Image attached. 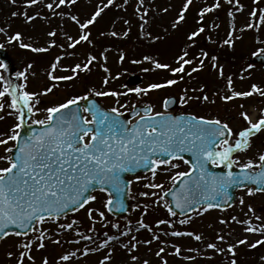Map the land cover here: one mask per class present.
<instances>
[{
	"label": "snow or ice",
	"instance_id": "obj_1",
	"mask_svg": "<svg viewBox=\"0 0 264 264\" xmlns=\"http://www.w3.org/2000/svg\"><path fill=\"white\" fill-rule=\"evenodd\" d=\"M224 2L230 6L226 38L213 40L212 32L220 25L215 21L206 22L207 14L223 6L221 0H213L212 3L203 0L195 24L185 33V43L174 58L176 67L148 55L143 57V61L150 62L154 69H166L174 76L183 73L189 79L210 60L211 67L218 70L219 78L226 80L225 88L213 94L216 99L209 97L206 86L185 88L178 98L163 99L164 111H156L152 102L142 106L131 105L128 114L132 119H128L121 108L129 106L121 104L120 96H127L130 92L138 97L146 96L153 90L176 85L179 80H183V75L179 80L170 78L124 92L89 88L86 94L67 96L59 103L43 109L39 107L40 97L52 93L56 85L45 86L41 92L28 91L29 75H35L29 72L33 63H28L24 70L16 73L17 80L22 83H16L11 78L4 81V77L0 76V81H4L0 100L5 96L10 97V103L0 102V111L4 110L7 103L11 109L8 115L14 116L16 120L7 132L0 133V147L3 148L0 154V242L7 243L11 237L16 238L12 242V250L6 251V257L12 264H36L34 249L44 250L49 242L59 247L65 243L76 246L58 253L56 264H79L81 259L87 260L98 254L100 258L96 264H113L117 245L126 253L120 264H151L148 259H141L137 252L141 245L148 246L151 251L154 242L158 245L154 255L160 264H168L165 259L167 255H174L190 264H195L198 259L212 261L215 256L223 257L222 264H239L237 250L240 246L250 249L264 247V218L259 216L255 217L260 221L258 224L253 223L251 218L230 217V221L240 225L244 233L257 236L254 241H250L248 235L243 238L236 236L234 229L228 232L221 229L214 238H206L201 232L176 227L177 224L189 225L196 217H202L210 210L223 212L232 207L229 202L234 200V196L229 189L239 188L247 196L264 194V151L258 150L255 155L247 156V159L239 155L247 154L253 148V138L264 133V108H246L241 102L239 128H233L230 120H222L218 116L187 112L174 114L170 110L171 105H187L193 100L214 105L217 100L229 103L243 101L253 95L264 98V86L257 83H252L245 90H237L232 76L225 77L224 67L217 63V55H210L205 48L199 49L198 56L190 51L202 36L210 43L226 45L235 50L234 41L238 39L235 35L236 14L243 13L245 5L240 0ZM123 3L127 5L129 0H123ZM253 3L256 4L257 0H253ZM41 4L52 16L66 18L77 26L75 35L67 31L64 33L66 47L73 50L68 55H75V49L81 43H92L90 26L98 22L106 9L120 7L116 0H107L106 3L100 0L93 11L82 19L79 15L64 11L65 8H73L77 0H24V8ZM193 4L194 0H183L176 9V15L169 24L173 31L186 23L187 13ZM173 7L168 5L160 11L167 14ZM135 12L143 34L146 26L150 25L152 7L146 6V0H137ZM19 14V11L12 13L13 16ZM40 15L39 11L33 15L23 12L26 22L34 21ZM248 16L250 19L240 29L241 32L245 28L254 31L264 28V8H253ZM125 23L129 21L125 20ZM4 32L0 28V33ZM45 34L51 38L46 47L24 43L23 33L19 31L9 35L7 42L18 43L21 49L33 53H45L52 47H65L57 44V31L48 30ZM128 34L125 31L123 36ZM110 35L118 37L120 34L112 31ZM148 36L152 38L150 32ZM258 43L264 41L258 40ZM3 48L4 45L0 44V49ZM257 51L261 53L258 59L264 60V48ZM62 59L57 55L50 65L47 72L49 81L77 79L80 72L90 71L97 57L89 53L83 64L76 63L63 69L71 71L73 75L56 76L54 73ZM104 59L107 60V56ZM119 59L123 62L125 55L121 54ZM133 63L140 61L134 60ZM0 66L8 67L3 61H0ZM185 66H191L190 71ZM151 70L143 69L145 72ZM103 71L109 74L103 79V84L107 86L110 69L104 67ZM111 78L116 79L118 76ZM190 91L199 92L200 95H189ZM109 96L117 98L116 107L105 108L98 100L91 98ZM40 112L46 113L43 119L39 118ZM3 118L0 116V119ZM184 153L190 154V160L184 159ZM176 161H183L188 165V170L176 171L179 168ZM212 168L221 171H212ZM140 169L149 171L150 178H142L138 173ZM161 173L171 181L167 189L164 183L157 182ZM128 176L133 178L129 179ZM142 179L145 181L142 187L147 190L133 192L134 184L141 183ZM96 193L103 194L104 199L101 200ZM169 196L171 200L166 199ZM141 198H144L143 202ZM129 200L135 201L134 206L128 203ZM239 204H245L243 195L239 197ZM153 207H163L169 218L157 219L155 226L147 223L145 217ZM136 210H140V215L135 223L127 216L123 217V223L119 219H108L113 213L124 214ZM248 210L254 211L251 205H248ZM81 212L86 215L87 224L79 215ZM178 215L182 218L173 219ZM219 223L229 224V220L221 218ZM46 225H54V228ZM141 231L148 232L151 238L140 240L138 234ZM162 237H187L196 241L197 246L185 248ZM169 248L172 249L171 253L167 251ZM185 252L188 255H184ZM259 259L264 261V255ZM41 264H50L47 255L42 257Z\"/></svg>",
	"mask_w": 264,
	"mask_h": 264
},
{
	"label": "rangeland",
	"instance_id": "obj_2",
	"mask_svg": "<svg viewBox=\"0 0 264 264\" xmlns=\"http://www.w3.org/2000/svg\"><path fill=\"white\" fill-rule=\"evenodd\" d=\"M21 0H17L15 3H13L12 0H0V28H3L5 30L4 33H0V44L4 45V49L7 51V55L12 59L13 66L15 68V78H16V73L19 71L24 70V64H26L28 61L33 62V68L29 70V72H34L35 75H29V79L27 81L28 84V91L31 92H41L45 86L51 87L52 85H56L54 88L53 92L48 94V95H43L40 97L41 104L39 107L43 109L44 107L51 106L54 103H59L62 101L65 97L67 96H72V95H79V94H86V89L89 88H95L98 91H105V90H116L119 92H124L129 90L130 88L134 87H146L151 81L153 80H162L165 81L170 78H175L178 80V77L176 74L175 76L167 77V76H162L161 78L157 77V75H149L147 74L148 72L143 71V69L148 68L152 69L150 72L154 74L153 72H158V75L165 74L167 75L168 73L170 74V71L165 70L161 71L158 69H154L153 65L150 62H145L143 61V57L147 54L144 49H142L137 43H145L147 47H150L149 53L150 55H157L155 59H158L160 62L165 63L167 61H170L172 64L175 62V57L179 53V41L176 40V38H181L182 32L184 28H187L189 24V17L187 15V21L186 23L183 24V27H180L178 30L173 31L170 27L169 24L172 20V18L176 15V9L180 7L182 4L183 0H146V6H151L152 7V12L149 16L150 19V25L146 26L145 31L143 34H141L140 31V20L135 12V8L137 5V0H129V4L124 5L123 0H116V3L120 7H113L111 11V16H110V24L118 26L121 34L119 37H116L118 42H114L112 45L107 46H100V45H94V38H95V30L94 26L98 23V26H104V15L105 12L102 14V16L98 19V22L94 26L91 27V32L93 36L91 35V44L88 43H81L80 45L77 46L75 49V55H68V53H71L73 50L68 49L66 47L67 41L65 39L64 33L67 31L68 33L75 35L78 30L76 29V26L71 23L69 20L61 19L58 16H52L47 9L43 7V4H41L38 7H32V8H26V11L31 13V12H41V9H44L47 11L45 16L47 19L50 21L52 19H57L58 22L57 24H53V28L48 26L46 27V23H44V18L42 17V14L34 20L35 22H23L20 23L19 21H22L21 19L23 18L22 15H17L13 16L12 13L13 11H17L16 8H21L24 6V4H20ZM210 0H208V3ZM46 2V0H45ZM106 2V0H104ZM195 3H203V0H194ZM251 2L253 3V0L247 3L245 5L243 13H237L236 14V20H235V25H236V32L235 35L238 37L234 41L236 45V49L234 52L228 51L226 49H223L225 46L219 47L218 52H211L212 55H217L218 56V61L217 63L219 65H222L224 67V74H228L229 70L232 69V73H239L241 71H244L246 68L250 67L251 65L248 63V60L250 57L253 55L261 54L257 50L264 48V43H258L259 41H264V28H261L259 31H254L248 29L247 31L246 28L244 31H240V28L238 26L244 28L245 23L250 19L248 16V12L251 11L250 6H252ZM100 3V0H77V6H74L71 9L65 8L64 11L66 12H71L72 14L73 11H77L76 15H79L82 19L85 17L86 14H90L94 7ZM261 7L258 8H264V0H262ZM168 5L174 6L169 10L167 14H164L160 9L163 7H167ZM222 7L229 6L227 3H222ZM250 5V6H249ZM15 6V8H14ZM197 8L199 7L198 5H195ZM221 7V8H222ZM221 8L216 10L214 16L212 18V21H215L216 24L219 23L220 27L212 32L213 36H216L217 38L219 36H222V32H225V35L222 36L223 39L226 37V34L228 32V27L230 24L229 17L227 13H224L221 11ZM24 9V8H23ZM24 11V10H23ZM239 16V17H238ZM237 18H238V24H237ZM107 19V18H106ZM46 20V19H45ZM125 20L131 22L133 25V32L131 34V41L128 43V40H126V37L123 36V33L126 31L128 27L125 26ZM38 23V24H37ZM127 23V26L128 24ZM154 23V24H151ZM49 24V22H48ZM109 26L106 28V31H110L113 29L115 31L114 27L111 29ZM137 25V26H136ZM154 25L157 30H154L153 32V26ZM164 27V28H161ZM26 29V32L24 33ZM31 29L34 30V33L31 31ZM167 29V31H165ZM24 30V31H23ZM48 30H55L58 33V36L56 37L57 39V44H63L65 45L64 48L55 47V53L53 55L52 53L46 55L45 59H38L35 56H31V54H27L26 52L23 51L18 46V43H11L13 44L10 46V44L7 42V37L11 34H14L15 32L19 31L23 33V42H28L31 43V40L35 37L39 38V43L42 46H47V41L51 38L46 36V31ZM187 30V29H186ZM37 31V32H36ZM40 32V33H38ZM152 34V38L150 40L148 33ZM139 33V34H138ZM138 34V35H137ZM159 34H165L164 38L162 39H155L156 36ZM93 39V40H92ZM134 39H136L137 43H135ZM205 42H208L207 39H205ZM106 44V43H105ZM137 44L140 47V54L142 56H138L137 58L133 55V46ZM143 45V44H142ZM211 48H218L217 44L215 46L211 43L210 44ZM228 47V46H226ZM108 49L107 52L104 50ZM228 49H230L228 47ZM21 51V52H19ZM243 52V55H242ZM91 53L92 55L96 56L97 59L93 62V64L90 66V71L88 72H80L78 75L77 79H74L72 81H56L52 80L49 81L47 72L50 70V65L54 62L55 57L57 55L61 56L63 59L61 61L60 65H63L64 62L69 64L68 67L70 68L71 66H74L76 63H81L83 64L86 60L87 55ZM121 54L125 55V60L123 62L120 61L119 57ZM70 56H73L71 58ZM107 56V60L104 59V57ZM236 57V58H233ZM73 59V60H71ZM134 60L140 61V63H133ZM232 62L234 60L232 65H229L230 63L227 62ZM211 61L206 62V66L197 74L194 75L190 80H181L179 81L176 85L174 86H169L166 88H162L159 90H153L151 91L148 95L138 97L136 94L134 96H120L119 100L121 104H126L129 106V108H121V111H128L131 107V105L134 104H140L143 105L146 102H152L155 105V110L156 111H162V102L163 99L167 96H173V97H179L180 94L182 93V90L185 88H199L201 86H206L205 91L209 95L211 99H216V97L213 95L217 90H223L225 87L222 86L224 82L221 83V78H219L218 70L214 69L211 67ZM58 65V66H60ZM109 66L110 69V76L109 79L112 82L114 86L112 87H106L103 84V79L106 75H109L103 71V68ZM241 68V70H239ZM251 70V69H250ZM132 71V72H131ZM139 76L141 79V82L137 86H130L128 79L131 76ZM59 71H56L54 75L56 76H62L64 74L66 75H73L71 71H68V73H62L60 74ZM168 74V75H169ZM0 76H3V73L0 68ZM116 79H112L111 77H116ZM4 77V76H3ZM165 78V80L163 79ZM4 81L5 78H4ZM4 81H0V89L4 87ZM23 81L17 80L16 78V83H22ZM161 82V81H160ZM117 84V85H116ZM223 87V88H222ZM189 95H200L199 92L193 93L189 92ZM100 100L103 101L105 106L107 108L111 107H116V97H97ZM0 102H7L10 103V97L5 96ZM243 103L241 100H236L233 102L229 103H224L223 101L217 100L216 104H210L207 102L200 103L195 100L191 101L187 105L179 104L180 108H182L181 111L184 113H190L194 115H205L209 117H215L218 116L219 118H223L224 116L228 114H233L235 112L242 111V109L239 108V104ZM7 103H5V108L3 111H0V116H3V119H0V133L7 132L12 125L16 123L15 117L8 115V113L11 111L10 108L7 107ZM257 102H254L251 106H246V108H254V109H259ZM46 113L40 112L39 113V118L43 119L45 117ZM30 123V121H29ZM264 151L262 147H259L257 149H250L247 154H242L240 157L242 159H247V156L250 155H255L257 151ZM3 153V148L0 147V154ZM179 164V168L176 169V171H186L187 168L183 166L181 163ZM151 174L141 176L143 177H149L150 178ZM145 182L143 179L141 180V183H135L133 186V192H138V191H146L147 189H144L142 187V183ZM157 182H162L165 184V188L168 187V185L171 183L169 179L166 178L165 174L161 173L157 177ZM101 197V200L104 199V195L101 193H96ZM243 195L245 198V204L241 206L239 204V197ZM141 201H144V198H141ZM135 201L130 200V205L134 206ZM248 205H251L254 209V211L249 212L248 210ZM98 206V205H95ZM84 223L87 224V217L86 215L81 212L79 214ZM140 215V210L136 211H129L128 215H126L128 218L133 220V223H135V220L139 218ZM237 216L240 219H246V218H251L253 220V223H260V221H257L255 217L259 216L264 218V197L262 196H255V197H250L247 196L245 192H241L238 195V203L236 206H234L232 209H230L227 212H221V213H206L202 217H196L193 222L189 225L186 226H181L179 224L176 225L177 228L181 230H195L197 232H201L204 234V236L207 237H213L215 234L220 231L221 229L224 230V232H228L230 229L235 230V235L237 236L240 234L239 237L243 238L245 235H248V239L250 241H254L257 239L256 236L246 234L241 230L240 225L235 224L230 221L231 216ZM169 218L167 216V213L163 207H153L149 209L148 214L145 217V221L147 223L153 224L157 219H167ZM224 218L229 220V224L222 225L219 223V219ZM110 221H114L112 217H108ZM121 223H123V218L119 219ZM211 225V227H209ZM46 227H52L54 228V225H46ZM99 228L100 226L97 225ZM103 231V229H101ZM111 231V229L109 230ZM71 234H69L70 236ZM15 237H11L7 243L0 242V264H12L7 257H6V251L12 250V242L15 240ZM62 239H67V237H63ZM164 239H168L165 238ZM186 238H179V239H174V238H169V240L173 243H178L182 247H188L187 245L189 242L185 240ZM235 239V236L233 237V240ZM76 246L74 245H69L65 243L63 247H59L56 245L51 244L50 242L48 243V247L44 250H35L33 251V255L36 257V264H41V259L43 256L47 255L50 261V264H56V258L57 254L64 251L67 248H74ZM202 247V245H201ZM137 255L141 256V259H148L149 256L145 252H140ZM184 255H188L187 253H184ZM99 259V258H98ZM97 259V260H98ZM96 260V261H97ZM95 262H90L83 260L79 261V264H96ZM122 261V260H121ZM120 261V262H121ZM120 262L118 264H120Z\"/></svg>",
	"mask_w": 264,
	"mask_h": 264
},
{
	"label": "trees",
	"instance_id": "obj_3",
	"mask_svg": "<svg viewBox=\"0 0 264 264\" xmlns=\"http://www.w3.org/2000/svg\"><path fill=\"white\" fill-rule=\"evenodd\" d=\"M13 1V0H12ZM17 0H15V2H16ZM20 4H23L24 3V0H21L20 2H19ZM14 8H15V6H14ZM112 8L113 7H110V10L106 13V14H108L109 12H111V11H113L112 10ZM105 14V15H106ZM109 16H111V14H108V16H107V18L109 17ZM151 24H154V23H151ZM125 26L126 27H128L127 26V24H125ZM153 26V32H155L154 30H157V28L154 26V25H152ZM113 27V26H112ZM161 28H164V27H161ZM127 31H128V36H127V40H128V43L131 41V39H130V37H131V34H132V32H133V29L131 28V27H128L127 28ZM112 37V36H111ZM109 40V42H110V45H112L114 42H118L117 40H115V39H113V38H107L106 36H105V38H102L101 40L102 41H104V42H107V41H105V40ZM134 41H135V43H137V41H136V39H134ZM40 41H39V38H37V37H35L34 36V38L31 40V43L33 44V45H35V46H42V45H40V43H39ZM97 42H99V39H97ZM137 44H139V45H141L140 47L142 48V49H144L145 50V52H147V54L149 53V49H150V47H148V45H147V47L146 46H144V45H146L145 43H137ZM143 44V45H142ZM198 47H201V46H198ZM133 55L137 58L138 56H141V55H139L140 54V48L139 47H137L136 45H134L133 46ZM53 51V55H54V50H52ZM52 51H47V52H45V53H33V52H31L30 50H28L26 53L27 54H31V56H35L36 58H38V59H45L46 58V55H48V54H50V53H52ZM28 62H30V61H28ZM132 72V71H131ZM153 75H157V73H155V74H153ZM163 75H157V77H159V78H161ZM110 80V79H109ZM112 86H114L113 84H112V82L110 81L109 82V84L106 86L107 88L108 87H112ZM113 90V89H112ZM138 236H139V239L140 240H143L142 239V237L144 238V239H150L151 237H150V234L148 233V232H145V233H139L138 234ZM162 239H163V237H162ZM157 248H158V245L154 242L152 245H151V251H149V249H148V246H144V245H141L140 246V248H139V251L137 252V254L138 253H140V252H145V253H147L148 254V256H149V258H148V260L151 262V264H160V261L158 260V258L154 255V253H155V251L157 250ZM263 250V248L262 247H258V248H256V249H253V250H249V249H245V247H241L240 248V252L238 253V261H239V264H263L262 262H260L259 261V259H258V256H259V253L261 252ZM169 253H171V251H168ZM97 255H95V257H96ZM125 256H126V253L122 250V249H120L119 248V246L117 245V248H116V252H115V259L113 260V264H118V262L119 261H121V260H123L124 258H125ZM165 259H167V261H168V264H184V263H179V261L178 260H176L175 258H174V255H167V256H165ZM222 260H223V257H220V256H215V259L214 260H212V261H208V260H202V259H198L196 262H195V264H222ZM185 264H190V263H185Z\"/></svg>",
	"mask_w": 264,
	"mask_h": 264
},
{
	"label": "water",
	"instance_id": "obj_4",
	"mask_svg": "<svg viewBox=\"0 0 264 264\" xmlns=\"http://www.w3.org/2000/svg\"><path fill=\"white\" fill-rule=\"evenodd\" d=\"M0 61H3V63H4L5 65L8 66L7 68H4V71H5L6 75L9 76L10 73L13 71L12 63H11L10 59L6 56L5 52H4L3 50H1V49H0ZM252 62L255 63V64H264V60L258 59V56L254 57V58L252 59ZM138 82H139V79H134L132 83H133V84H138ZM170 108H171V107H170ZM124 115H125V117H127V118H131V116H130L128 113H125ZM212 169H215V168H212ZM218 169H219V168H218ZM215 170H216V169H215ZM215 170H213V171H215ZM219 170H221V169H219ZM144 172H147V170H146V169H140V170H138V173H144ZM216 172H219V171H216ZM125 175H127V174H125ZM249 186H250V187H254L253 185H249ZM178 187H179V186H177V188H178ZM237 189H239V188H232V189H229V191H230V192L233 194V196H234V200L229 202V203H231V204H233L234 201H235V191H236ZM166 198H168L169 200H171V197H170V196H169V197H166ZM128 203H129V202H128ZM177 211H178V210H177ZM126 213H127V212H126ZM126 213H124V214L113 213L112 215L115 216V217H119V216H123V215H125Z\"/></svg>",
	"mask_w": 264,
	"mask_h": 264
},
{
	"label": "flooded vegetation",
	"instance_id": "obj_5",
	"mask_svg": "<svg viewBox=\"0 0 264 264\" xmlns=\"http://www.w3.org/2000/svg\"><path fill=\"white\" fill-rule=\"evenodd\" d=\"M239 112H235L230 115H226L223 117L222 120H230L231 121V126L233 128H239L241 126V122L239 119ZM254 144L253 146H259L264 148V133L259 134L257 137L253 138Z\"/></svg>",
	"mask_w": 264,
	"mask_h": 264
}]
</instances>
